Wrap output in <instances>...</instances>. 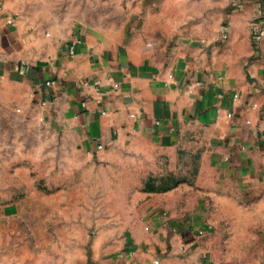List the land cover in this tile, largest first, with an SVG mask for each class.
<instances>
[{
	"label": "crops",
	"instance_id": "obj_1",
	"mask_svg": "<svg viewBox=\"0 0 264 264\" xmlns=\"http://www.w3.org/2000/svg\"><path fill=\"white\" fill-rule=\"evenodd\" d=\"M13 1L0 0L1 77L32 86L76 151L101 168L87 177V196L113 197L108 213L127 216L135 247L149 248L156 212L231 214L255 197L264 213V0H244L250 9L229 15L224 47L209 55L185 31L203 14L181 15L180 0H131L128 27L88 20L60 38L16 26ZM137 214L145 221L128 218Z\"/></svg>",
	"mask_w": 264,
	"mask_h": 264
},
{
	"label": "rangeland",
	"instance_id": "obj_2",
	"mask_svg": "<svg viewBox=\"0 0 264 264\" xmlns=\"http://www.w3.org/2000/svg\"><path fill=\"white\" fill-rule=\"evenodd\" d=\"M243 1L180 0L181 15H193L195 8L206 18L186 23L185 31L198 36L207 55L211 47L220 52L229 15L250 9L241 7ZM136 8L131 0H14L12 22L31 35L60 38L70 29L81 34L88 20L128 27ZM72 41H64L70 52ZM211 58L221 62L225 56ZM41 104L32 86L0 74V264H264V213L255 197L239 201L231 214L225 208L178 217L156 212L149 216V248L135 247L132 232L123 229L127 216L108 213L113 197L106 205L87 196V177L101 168L76 151ZM131 217L145 221L140 214Z\"/></svg>",
	"mask_w": 264,
	"mask_h": 264
},
{
	"label": "built area",
	"instance_id": "obj_3",
	"mask_svg": "<svg viewBox=\"0 0 264 264\" xmlns=\"http://www.w3.org/2000/svg\"><path fill=\"white\" fill-rule=\"evenodd\" d=\"M69 48L72 50V49H73V45L69 46ZM55 82H56V81H55L54 79L51 78V79H48L46 83H47V84H50V85H53V84H55ZM195 84L198 85L199 82H195ZM236 96H237V95L234 93V94L232 95L233 99H235ZM41 103L44 104L45 102H41ZM231 115H232V114H231L230 112H227V113H226V116H227V117H231ZM98 147H101V145H98Z\"/></svg>",
	"mask_w": 264,
	"mask_h": 264
}]
</instances>
